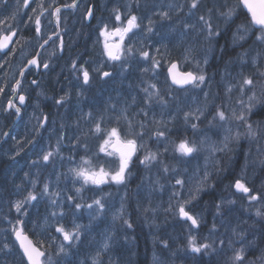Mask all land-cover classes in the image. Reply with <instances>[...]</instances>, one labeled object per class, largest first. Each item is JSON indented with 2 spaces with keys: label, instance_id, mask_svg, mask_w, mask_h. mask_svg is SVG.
<instances>
[{
  "label": "rangeland",
  "instance_id": "374dc122",
  "mask_svg": "<svg viewBox=\"0 0 264 264\" xmlns=\"http://www.w3.org/2000/svg\"><path fill=\"white\" fill-rule=\"evenodd\" d=\"M61 2L34 0L31 7L24 8V0H5L6 15L0 21L8 20V24L1 28L0 36L15 27L21 37L14 45L15 51L5 59L0 57V87L8 84L0 98V111L4 110L19 71L41 42L56 34L52 15ZM88 2L80 0L79 8L73 11H58L57 30L63 38V51L60 55L56 40L43 53L42 64L48 65V71L36 88H26L29 104L21 123L8 131V149L0 153L7 154L11 162L18 161L12 183L0 191V196H4L0 199V254L5 255L10 248L7 234L12 235L21 226L45 249L43 264H134L133 258L125 261L119 257L116 247L141 248L140 231L149 242L145 264H197L198 257L206 264H241L233 260L241 249L243 264H264V123L254 119L255 111L264 103H256L248 111V97L253 93L264 101V79L258 74L251 78L253 70L250 69L261 58L260 69L264 67V40H257L261 31L251 23L234 27L232 42L239 44L238 58L231 63L226 59L228 53L218 57L215 73L208 66L215 43L206 38L207 28L200 20L202 15L196 11L198 7L191 8L192 0H100L93 26L84 23ZM204 2L197 0L198 6L209 7ZM233 3L234 0H228L225 7L217 8L211 2L219 11L231 9ZM117 13L120 21L116 20ZM131 16L137 17V27L123 41L119 35H111L116 28H124ZM227 19L218 13L206 21L211 26L217 25L212 27L217 31ZM242 26H247V30ZM226 27L224 35L228 39ZM102 29L109 35L101 36ZM251 35L252 39L245 42L246 36L248 39ZM220 41L225 43L223 37ZM106 42L119 59L108 57ZM254 44L256 48L252 51ZM143 51L149 52V58L141 55ZM74 52L83 60L82 65L86 61L93 63L92 73L96 78L90 87L99 91L97 100L103 106L88 108L89 96L78 76L83 68L73 67ZM153 57L159 62L155 68ZM170 58H176L186 71L204 75L205 81L198 87L192 85L175 91L165 76ZM106 71H113V75L102 80ZM245 77L252 79L253 85H244L242 92L240 86ZM96 81H101L98 87ZM218 109L224 111L225 121L219 117L213 119ZM233 112L236 115L243 112L247 124L258 129L255 138L247 135L246 124L235 119ZM185 113L192 114L187 121ZM7 115L0 117V138L10 128L7 120L11 115ZM43 117L47 119L43 121ZM97 124L100 132L95 130ZM112 128L117 129L121 142L136 141L138 157L133 161L132 155L120 184L111 179L120 163L117 151L120 145L116 137L107 135ZM158 130L164 136L157 137ZM237 133L239 139L229 141L230 150L213 151L223 147L226 135L236 137ZM106 139L109 143L102 152L100 147ZM181 140L195 143L198 151L181 155L175 150ZM47 152L52 155L44 161L43 155ZM149 153H156L157 159L141 164ZM29 155L32 156L28 163L20 164ZM85 160L89 163L84 164ZM237 160L239 169L235 173ZM81 168L88 174H99L103 169L109 175L104 183L94 184L91 180L86 183L71 171ZM205 172L208 173L206 181L203 180ZM226 177L235 179L222 186ZM178 179L182 184H176ZM237 180L250 189L248 196L242 198L233 192ZM45 185L48 193L43 191ZM198 185L200 190L196 192ZM218 185L222 186L220 192H217ZM206 191L211 199L215 197L212 205H204V199L201 200ZM29 192L37 199L27 201ZM251 195H256L257 200H250ZM96 200L101 201L102 208L94 203ZM17 201L24 202L20 212L13 206ZM180 204L197 220V228L192 229L180 220ZM58 226L68 232L78 231L79 239L64 242L63 235L56 231ZM190 237H195L197 246L208 244L210 247L193 252L188 247ZM62 246L64 252L59 251Z\"/></svg>",
  "mask_w": 264,
  "mask_h": 264
},
{
  "label": "snow or ice",
  "instance_id": "6c2138e0",
  "mask_svg": "<svg viewBox=\"0 0 264 264\" xmlns=\"http://www.w3.org/2000/svg\"><path fill=\"white\" fill-rule=\"evenodd\" d=\"M24 5L27 6L28 5V0H24ZM239 5H243L247 11L251 14V21L252 24L254 25H258L260 26V31H261V36L257 37V40H264V0H238V6ZM198 7V3L197 0H192L191 3V8L195 9ZM57 11H59V9H57ZM233 14V10L230 9L227 13H221V15H226L228 17H231ZM89 15H91V9H89ZM163 15H167L166 13H164ZM116 20L120 21V15L119 13H117L116 15ZM136 20L137 17L135 16H131L128 21H127V27L124 28H116L111 35H119L121 41H123L124 36L130 32L133 28L137 27L136 24ZM201 22H203L207 28L208 31V36L206 38H211L213 36V30H212V26L211 24L206 21L204 19L203 16L200 17ZM4 21H0V24H3ZM36 24H37V33H40V28H39V24H40V20L39 17H37L36 19ZM186 27H188L186 25ZM245 27L247 30V26H242ZM107 28V26H105V29ZM149 31H151V29L149 28ZM15 35V32H11L8 35H4V36H0V50L6 49L8 47V43L12 40V36ZM109 35V33H107L105 30H101V36H107ZM215 35H219V32H216ZM240 39H243V37H240ZM45 43H47V41H45ZM115 47H119L118 45H116ZM104 48H105V53L108 55V57L110 59L116 60L119 59L118 55H115L111 50H110V45L106 42L104 44ZM13 51H15V49H13ZM189 52L191 51L190 49L188 50ZM141 55L144 58H149V52L147 51H143L141 52ZM153 67H157L159 62L156 61V59L153 57ZM206 62V61H205ZM29 65H35L37 64L36 59H32L28 61ZM45 68L48 67L47 64L44 65ZM73 67L75 68V63L73 64ZM178 65L176 63H171L168 72L169 75L171 77L172 83L176 84V85H186V84H193L194 86H199V83H203L205 81V76L204 75H194L192 72H187V73H178L177 70ZM82 73H83V79L84 82L87 84L89 82V72L87 70L81 69ZM25 72L24 69H21L20 75L24 76ZM110 73L108 72H104L103 76L107 77L109 76ZM179 76V78H178ZM21 83L20 80L16 81V85L12 87V94L13 96L19 95V103L21 105H23L25 103V96L22 94H18L17 93V86H19ZM33 83L35 84L36 81H33ZM244 85H253V81L250 78L245 77L243 79L242 85L241 87V91H245ZM152 87H155L154 85ZM145 91L147 92L148 90L145 89ZM229 91H231V88L229 89ZM4 92V88L0 87V93ZM149 95H152L151 93H149ZM63 100V98H61V100H57L56 103L60 104L61 101ZM256 103H264V101L260 100L255 93H253V95L248 97V111L251 112L252 108L255 106ZM8 108H15V112L17 115H19L20 113V108L17 107L13 101L11 99H9L8 102ZM199 111V110H198ZM189 115H192L190 113H185V119L187 121ZM233 116L235 117V119L244 122L246 124L247 127V135L249 137L255 138L257 136V131L258 129L254 130L252 128V126L250 124H247V117L246 115L242 112L240 115H236L235 112H233ZM216 117H219L220 121H225L226 120V115L224 113V111L221 110H217L216 112V116L213 117V119H215ZM193 118L195 119H199V116H194ZM47 119V118H45ZM41 127H43V124H41ZM144 125H141V128H143ZM192 127L195 129L196 125L193 124ZM259 127V126H258ZM97 132L101 131L100 128V124L96 125V129ZM37 132H39V129H36ZM8 133H4V136H7ZM108 137H116L117 139V144L120 145V147L117 149V151H119V159H120V163H119V169L117 171H115L114 173L111 174V179L113 182L120 184L123 183L124 181V177H125V171L128 168V164L129 161L132 157V155L135 154L136 151V141L135 140H126L121 142L119 139V133L117 132L116 128H112L110 130V132H108ZM155 135L157 137H161L164 136V132L162 131H157L155 133ZM239 133H237L236 137H231L226 135L224 137L223 140V147L220 149H216L213 148V151H225V150H230L229 149V141L232 139H239ZM29 143H32L33 141H28ZM109 143V140L106 139L104 141V143L101 145L100 147V151H105V145H107ZM201 143H203V141H201ZM175 150L177 152H179L181 155L183 156H188L192 153H195L198 151V147L195 143H191L187 140H181L179 144L175 145ZM165 151H167V148L165 149ZM112 153H109V155H111ZM52 155L51 152H47L43 155V160L44 161H48L50 156ZM157 159V154L156 153H149L148 156H145L144 159H142L140 161L141 164H144L146 161L148 160H156ZM89 161L85 160L84 164H88ZM72 172L75 173L76 176L78 177H83L85 182L87 183L89 180L92 181V183L94 184H100V183H104L105 182V177H107L109 175V173L104 172L103 169H101L100 173H92V174H88L84 168H81L79 170L77 169H72ZM165 171H167V168H165ZM208 179V173L205 172L204 178L203 180L206 181ZM203 183V181L201 182ZM176 184L180 185L182 184L181 180H176ZM235 187L238 191H242L245 194H248L250 192V189L248 187L245 186V184L241 183L240 180L236 181ZM200 190V185L197 186L196 188V192H199ZM44 193H48V185L44 186L43 189ZM77 191H79V189H77ZM192 198H195V193L192 194ZM37 197L35 195H33L31 192H29L28 197L26 198L27 201H33L36 200ZM249 199L252 201L257 200V196L256 195H251L249 196ZM69 200H71V197H69ZM22 201H17L13 206L15 207L17 212L21 211V207H22ZM55 203V202H54ZM94 203L96 205H99L101 208L103 207V205L101 204L100 200H96L94 201ZM187 203V201L185 202ZM76 207L79 209L80 205L77 204ZM89 208L92 207V205L88 206ZM179 215L183 218H186L187 220H190L192 225H197V220L189 215V213L185 210V206L184 204H180L179 205ZM55 215V213L53 214ZM261 213L259 211H257V216H260ZM125 223H127V221H125ZM80 226L77 225L76 228L78 229ZM129 227H131V225L129 224ZM16 233V237L18 240H20L21 242V248L24 249V254L25 256L28 257V260L30 262V264H40L39 261V257L43 255L42 252L38 251L37 248H35L34 246H32V242L30 240H28V238L26 236L23 235V233L19 230H15ZM56 231L58 233H61L63 235V239L64 241H72L73 239H79V232L78 231H74V232H68L64 229L63 226H58L56 228ZM108 245L107 243H105L104 247L106 248ZM188 247L193 251V252H197L199 253L202 249L207 250L210 245L208 244H201L199 246H197L196 242H195V237H190L188 240ZM64 247L62 246L60 248V252H64ZM234 261H239L241 262V264H243V249L239 250L236 252L235 256L233 257Z\"/></svg>",
  "mask_w": 264,
  "mask_h": 264
},
{
  "label": "trees",
  "instance_id": "16d2710c",
  "mask_svg": "<svg viewBox=\"0 0 264 264\" xmlns=\"http://www.w3.org/2000/svg\"><path fill=\"white\" fill-rule=\"evenodd\" d=\"M215 1L216 2L214 3V5H216V7L218 8V7H225L226 2L228 0H218V1L215 0ZM204 3L209 5V4H211V0H205ZM231 9L233 10V14L231 17L227 16L228 19L224 23V27L219 28L217 31H213V36L211 38H208L209 40L212 41V43H215L214 49L212 50L213 56H212V58L208 64L209 68L213 67L212 72H215V73L218 72L215 70L218 57H224V55L226 53H228L229 56L228 57L225 56V57H226V59L230 60L231 63L234 60V58L235 59L238 58V56H237L238 52L236 51L237 47L233 46L232 44L231 45L229 44L230 32L233 30L234 27H236L238 25H242L245 23L250 25V21H249L248 16L242 10V7L240 5L238 6V0H234L233 7ZM229 10L219 11L218 9H212L210 7H207L204 4H200L198 6V8L196 9V11L199 12L204 17L205 20L210 19L214 14L227 13ZM202 12H204V13H202ZM5 15H6L5 0H0V19H2V17ZM6 21H5V23H6ZM5 23L0 24V32H1V28L3 29V27H5L7 25ZM225 26H227L226 28L229 29L228 39H227V36L224 35ZM250 30H251V32L253 31L252 29H250ZM216 32H219V35H215ZM233 34H234V32L232 31L231 37ZM221 37H223L225 43L228 41V44H225L224 42L220 41ZM251 39H252V35L248 39L246 36L244 41L248 42ZM222 44H224V45L222 46ZM257 44L259 45V47L262 46V43H257ZM255 45L256 44H254V47H252V51H255V48H256ZM171 60H176V58H170V61ZM262 60H263V58H261V60L259 61L257 66L250 68L251 70H253L252 71L253 74H251V78H253L254 75L258 74L264 79V67L262 69H260V66L262 65ZM229 72H231V70ZM255 112H256L257 117H255L254 119H259V121L261 123H264V105H262L260 108H258ZM254 113L252 114L253 116H254ZM234 163L236 165V168H235V173H236L237 170L239 169L238 160L235 161ZM221 169L222 168H220V170ZM15 171H16L15 168L14 169L8 168V167H5V165H3L2 162L0 163V191L2 189H7L8 186L12 183L13 178H14L13 175L15 174ZM227 173L231 174L230 171ZM234 179L235 178H233V177H226L225 179H223L224 182H222L223 183L222 186L226 185V184H231L234 181ZM222 186H221V188H222ZM221 188H220V185H218L217 192H220ZM214 191L212 192V194L214 193ZM207 192L208 191H206V193H204L202 195L201 200L204 199V205H207L209 203H210V205H212L211 202L212 201L214 202L215 197L213 199H211L210 196L207 194ZM208 198H210V199L208 200ZM30 236H32V238H34L32 233H30ZM138 237H139L138 240H140V242H141V243L139 242V245L141 246V248H138L136 250V247L132 248L131 246H126L127 248H129V250H126L125 247H120V249H117V251L119 253V257L123 258V260H125V261H129V259L133 258L135 261L134 264H145L146 259H147V252L149 250V242L146 238V235L141 231L138 232ZM7 241L9 243L10 248L5 255L0 254V263L25 264L24 261L22 260L21 256L17 252V249H16V247H15V245H14L9 234H7ZM259 244H260V242H259ZM260 245L262 246L263 243ZM125 251H127V252L131 251L129 258H127V256H126L127 252H125ZM198 262H199V264H206V263H204L205 261H203V260H199ZM206 262H208V261H206Z\"/></svg>",
  "mask_w": 264,
  "mask_h": 264
},
{
  "label": "water",
  "instance_id": "95a60500",
  "mask_svg": "<svg viewBox=\"0 0 264 264\" xmlns=\"http://www.w3.org/2000/svg\"><path fill=\"white\" fill-rule=\"evenodd\" d=\"M32 0H28V4L31 2ZM242 7L244 8V10L249 14V17L251 18V14L247 11V9L242 5ZM70 8H66V10H69ZM55 13H56V11L54 12V15H55ZM91 18H92V12H91V15H89V12H88V14H87V16H86V23H89L90 22V20H91ZM54 24H55V22H54ZM254 25V24H253ZM255 27H260V26H258V25H254ZM126 27H127V25H126ZM12 39H13V36H12ZM12 41V40H11ZM11 41L8 43V47L6 48V49H3V50H0V52L1 53H5L7 50H8V48H9V45H10V43H11ZM45 45H43V46H41V48L38 50V52H37V55H36V57L34 58V59H36V61H37V56H38V54H39V52L41 51V49L44 47ZM32 60V59H31ZM38 63V62H37ZM175 63V62H174ZM177 64V63H176ZM178 65V64H177ZM36 68V64L35 65H27L26 66V68ZM170 67V66H169ZM169 67L167 68V76H168V80H169V83L171 84V86H173V87H175V88H177V89H184V88H186V87H188V86H190L191 84H186V85H183V86H180V85H176V84H173L172 83V80H171V77H170V75H169V72H168V69H169ZM45 70V67L42 69V71H44ZM178 73H182V72H180L179 71V69H178V67H177V70H176ZM178 78H179V76H178ZM20 104V103H19ZM21 105V104H20ZM235 191L236 192H241V191H238L237 189H236V187H235ZM181 219H185V218H183V217H181ZM190 221V220H189ZM191 222V221H190ZM19 231H21V230H19ZM22 232V231H21ZM24 236H26V235H24ZM27 237V236H26ZM28 238V237H27ZM14 240H15V242L17 243V245H18V247H19V250H20V252L22 253V255L25 257V260H26V262H27V264H30V262H29V260H28V257L27 256H25V254H24V249L23 248H21V242H20V240H18L17 239V237H16V233L14 234ZM28 240H29V238H28ZM32 246H34L33 244H32ZM38 250V249H37ZM39 251V250H38ZM43 256V255H42ZM42 256H40L39 257V261H40V264H41V258H42Z\"/></svg>",
  "mask_w": 264,
  "mask_h": 264
},
{
  "label": "flooded vegetation",
  "instance_id": "af4514ba",
  "mask_svg": "<svg viewBox=\"0 0 264 264\" xmlns=\"http://www.w3.org/2000/svg\"><path fill=\"white\" fill-rule=\"evenodd\" d=\"M89 4H93V5H95L96 3L94 2V3H92V2H89ZM57 37H58V35H57ZM56 37V38H57ZM58 41V40H57ZM88 71L90 72V67L88 66ZM40 75H37V74H35V72L33 71V70H29V71H26L25 72V74H24V76H22V78H21V84H20V86H19V94H25V95H27V93H26V90H25V88L27 87H29V85H31L32 83H33V81H37V77H39ZM95 76L93 75V74H91V72L89 73V80L91 81V82H93L94 80H95ZM98 85H99V82L98 81H96V86L98 87ZM11 93H12V91L10 92V94H9V97L11 96ZM10 112H8V114H9ZM6 139H7V136H2L1 138H0V144L2 145V143H5L6 142Z\"/></svg>",
  "mask_w": 264,
  "mask_h": 264
},
{
  "label": "bare ground",
  "instance_id": "6f19581e",
  "mask_svg": "<svg viewBox=\"0 0 264 264\" xmlns=\"http://www.w3.org/2000/svg\"><path fill=\"white\" fill-rule=\"evenodd\" d=\"M212 5H213V4H209L208 6H209L210 8H212V9H215L214 6H212ZM214 15H216V14H214ZM214 15H213V16H214ZM216 26H217V25H214V24L212 25L213 28L216 27ZM235 31H236V30H235ZM234 35H235V34H233L232 37H230V42H229V44H230V45L232 44L233 46L237 47L236 49H238V47H239L238 42L235 41V40L232 42V40H233V38H234ZM158 43H159V42L156 41V44H158ZM78 44H79V43H78ZM75 47H76V46H75ZM72 49H73V48H72ZM69 52H70V51H69ZM67 54H69V53H67ZM68 57H70V56H68ZM60 59H61V58H60ZM60 59H59V60H60ZM57 60H58V59H57ZM66 60H67V59H66ZM236 64H237V63H236ZM53 111H54V110H53ZM176 120H177V119H176ZM23 190H24V189H23ZM207 196H208V195H207ZM199 197H200V196H199ZM211 197H212V196H211ZM216 197H219V196H216ZM209 199H210V198H208V200H209ZM198 200H199V199H198ZM211 201H212V200H211ZM216 202H217V201H216ZM103 226H104V225H103ZM113 226H114V225H113ZM108 227H109V226H108ZM102 228H103V227H102ZM100 229H101V228H100ZM114 229H115V228H114ZM97 230H98V229H97ZM115 230H116V229H115ZM110 231H112V229H111ZM100 232H101V231H100ZM100 232H99V233H100ZM102 232H103V231H102ZM112 233H113V232H112ZM156 233H157V232H156ZM97 241H98V239H97ZM94 243H95V242H94Z\"/></svg>",
  "mask_w": 264,
  "mask_h": 264
}]
</instances>
